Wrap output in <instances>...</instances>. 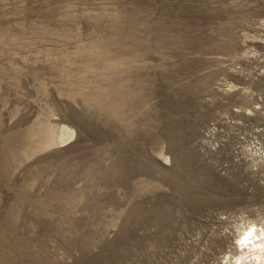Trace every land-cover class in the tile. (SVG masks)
Returning <instances> with one entry per match:
<instances>
[{"label":"rangeland","instance_id":"1","mask_svg":"<svg viewBox=\"0 0 264 264\" xmlns=\"http://www.w3.org/2000/svg\"><path fill=\"white\" fill-rule=\"evenodd\" d=\"M251 222L264 0H0V264H230Z\"/></svg>","mask_w":264,"mask_h":264},{"label":"clouds","instance_id":"2","mask_svg":"<svg viewBox=\"0 0 264 264\" xmlns=\"http://www.w3.org/2000/svg\"><path fill=\"white\" fill-rule=\"evenodd\" d=\"M237 233L235 243L241 251L231 256L230 264H264V222L259 226L255 222L242 223Z\"/></svg>","mask_w":264,"mask_h":264},{"label":"bare ground","instance_id":"3","mask_svg":"<svg viewBox=\"0 0 264 264\" xmlns=\"http://www.w3.org/2000/svg\"><path fill=\"white\" fill-rule=\"evenodd\" d=\"M74 134H75V131H73L72 129H69L67 127L63 128L61 136H60L61 143H65L66 141L71 140ZM244 251L246 252L247 249L245 248Z\"/></svg>","mask_w":264,"mask_h":264}]
</instances>
